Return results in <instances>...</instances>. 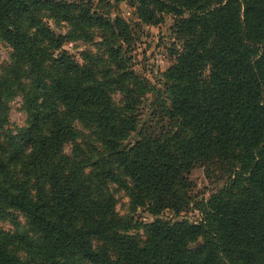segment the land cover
<instances>
[{
  "label": "trees",
  "instance_id": "16d2710c",
  "mask_svg": "<svg viewBox=\"0 0 264 264\" xmlns=\"http://www.w3.org/2000/svg\"><path fill=\"white\" fill-rule=\"evenodd\" d=\"M97 7L0 0V264H264V0H135L140 24L173 22L160 88L133 69L132 25ZM199 169L221 187L199 196ZM115 189L156 219L118 216Z\"/></svg>",
  "mask_w": 264,
  "mask_h": 264
},
{
  "label": "rangeland",
  "instance_id": "374dc122",
  "mask_svg": "<svg viewBox=\"0 0 264 264\" xmlns=\"http://www.w3.org/2000/svg\"><path fill=\"white\" fill-rule=\"evenodd\" d=\"M71 2L74 0H66ZM94 5L105 7V10L109 11L111 18L119 16L126 22L130 23L135 29V43L130 56H133V69L135 72L146 79V81L156 88H160L159 82L162 80L161 74H163L168 68L173 65L174 57L170 55V47L173 44L171 28L173 25L172 19L169 16H164L162 24L156 26H146L139 23L136 17L135 0H90ZM97 7V8H98ZM55 30V29H54ZM56 31V30H55ZM64 49L69 53L78 55L83 51H94L91 48H86L79 43L67 44ZM10 54V49L0 41V66L5 63ZM119 95H114L113 100L117 104L119 102ZM21 100L15 99L10 104V122L15 127H20L24 124L25 115L21 111ZM141 124L145 127H152L154 122L151 119V97L145 95V100L142 101L139 107ZM138 131L129 135L124 142L125 145H133L137 140ZM70 145H66L64 150L68 152ZM192 181L196 185V193L199 196L205 194L207 196L210 192H213L221 187L222 183H216L215 181H208L204 178L201 169L196 170L191 175ZM114 188V187H112ZM114 196L116 198L115 212L118 216H128L133 219L134 225L138 227L152 223L156 218L149 215L142 209L131 210L129 206L126 194L122 190L115 189ZM184 219L188 223H195L199 219L197 212H189ZM160 219H172L168 213L164 214ZM173 221H177L173 219ZM0 226L6 230L11 229L10 226L1 223ZM140 236V239L144 238V232L140 228L136 232Z\"/></svg>",
  "mask_w": 264,
  "mask_h": 264
}]
</instances>
